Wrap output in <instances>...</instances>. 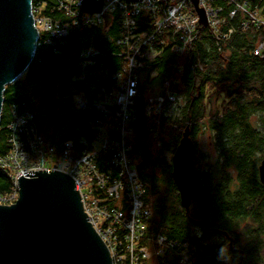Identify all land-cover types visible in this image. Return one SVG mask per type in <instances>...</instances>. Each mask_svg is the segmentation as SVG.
I'll use <instances>...</instances> for the list:
<instances>
[{
    "label": "trees",
    "instance_id": "obj_1",
    "mask_svg": "<svg viewBox=\"0 0 264 264\" xmlns=\"http://www.w3.org/2000/svg\"><path fill=\"white\" fill-rule=\"evenodd\" d=\"M241 1L264 16V0ZM56 2L33 0L34 5L45 4L42 14L66 19L63 11L52 8ZM219 3L224 8L222 31L234 28L229 38L217 42L209 26L201 24L181 58L169 43L162 45L158 39V51L146 57V66L139 69L131 156L147 186L145 201L153 211L152 231L193 244L195 264H264V185L259 173L264 160V57L254 53L264 39V29L254 24L246 29L241 26L253 11H237L231 16L234 5ZM138 19L141 30H152L143 14ZM122 33V11L116 9L107 25L73 29L67 43L57 46L59 52L51 44H39L24 75L5 89L0 154L9 149L13 105L22 112L28 104L40 133L58 151L68 140L78 148L83 139H92L97 110L92 104L77 108L73 95L92 101L101 86L110 87L114 82L105 72H118L126 64L119 54ZM90 45L99 54L96 65L84 71L80 52ZM175 64L181 68L173 86L176 100L166 99L161 113L150 118L145 112L146 99L165 96V83ZM186 127L195 142L196 167L209 187L208 205L193 202L189 211L181 205L172 177V155ZM154 128H159L160 146ZM204 131L210 132L216 147L215 161L197 148L196 138ZM11 185L9 175L0 169V191H9ZM242 223L246 225L242 227ZM169 255L159 257L158 264H173Z\"/></svg>",
    "mask_w": 264,
    "mask_h": 264
},
{
    "label": "built area",
    "instance_id": "obj_2",
    "mask_svg": "<svg viewBox=\"0 0 264 264\" xmlns=\"http://www.w3.org/2000/svg\"><path fill=\"white\" fill-rule=\"evenodd\" d=\"M234 5L230 15L237 11L248 12L249 18L241 26L250 25L264 29V16L259 10H250L241 0H199L207 14V26L219 42L229 38L234 28L223 32L220 14L223 5ZM83 0H57L53 9L66 14V19L42 14L44 3L34 5L36 26L40 38L38 45L48 43L55 47L67 43L69 34L75 28L99 27L105 23V15L122 11L123 33L118 43L119 53L126 60L124 67L114 73L110 87L101 86L96 97L89 101L84 95L74 94L77 108L92 104L98 118L94 123V137L83 139L78 148L73 141L64 143L62 151L39 131L38 123L28 104L22 112L12 106L13 119L8 124V151L0 154V169L11 180V189L0 191V204H13L19 197V179L29 171L59 170L70 174L81 193L84 209L89 221L107 244L114 264H151V259L169 257L173 264H195V246L187 241L170 239L162 233L150 229L153 211L145 201L147 186L141 180L131 153L133 150L132 120L137 113L136 100L140 96L139 69L146 66V57L154 55L158 39L162 45L169 43L171 50L180 58L196 39L200 23L193 0H103L100 11L86 12ZM143 14L152 30H141L138 17ZM160 49V47H159ZM255 55L264 57V39L254 49ZM99 50L90 45L80 52L82 69L96 65ZM181 72L178 64L165 83V96L148 97L146 115H159L166 99L176 100L173 89ZM84 74L82 75V77ZM32 101L36 98L31 97ZM156 122L159 119L155 118ZM174 127L176 125L173 124ZM157 145H161L159 128L153 130ZM171 264V262H166Z\"/></svg>",
    "mask_w": 264,
    "mask_h": 264
},
{
    "label": "water",
    "instance_id": "obj_3",
    "mask_svg": "<svg viewBox=\"0 0 264 264\" xmlns=\"http://www.w3.org/2000/svg\"><path fill=\"white\" fill-rule=\"evenodd\" d=\"M193 3L200 23L207 25L205 9L199 0ZM33 6V0H0V124L7 85L24 75L36 55L40 34ZM102 6L103 0L82 3L86 12ZM110 19L106 14L105 25ZM194 150L186 127L172 155V177L187 211L193 201L207 206L209 199ZM27 173L19 179L15 203L0 204V264H114L107 244L89 221L74 178L59 170ZM259 173L264 185V160Z\"/></svg>",
    "mask_w": 264,
    "mask_h": 264
},
{
    "label": "rangeland",
    "instance_id": "obj_4",
    "mask_svg": "<svg viewBox=\"0 0 264 264\" xmlns=\"http://www.w3.org/2000/svg\"><path fill=\"white\" fill-rule=\"evenodd\" d=\"M196 140H197V148L199 149V152H202L206 154L207 156H209V160L215 161L217 157V151H216V147L214 146L212 142V137H211L210 132L208 131L202 132L200 135H198ZM245 225L246 224H243V223L241 224L242 227H244ZM263 238H264V234H263ZM262 256H263V263H264V250H263ZM151 264H158L157 259L156 258L151 259Z\"/></svg>",
    "mask_w": 264,
    "mask_h": 264
},
{
    "label": "flooded vegetation",
    "instance_id": "obj_5",
    "mask_svg": "<svg viewBox=\"0 0 264 264\" xmlns=\"http://www.w3.org/2000/svg\"><path fill=\"white\" fill-rule=\"evenodd\" d=\"M193 202H195V203H196V201H193ZM193 202H192V203H193ZM196 204H197V203H196ZM197 205H198V204H197Z\"/></svg>",
    "mask_w": 264,
    "mask_h": 264
}]
</instances>
